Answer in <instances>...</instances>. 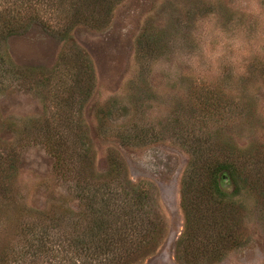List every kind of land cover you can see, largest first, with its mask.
I'll return each instance as SVG.
<instances>
[{
  "label": "rangeland",
  "instance_id": "1",
  "mask_svg": "<svg viewBox=\"0 0 264 264\" xmlns=\"http://www.w3.org/2000/svg\"><path fill=\"white\" fill-rule=\"evenodd\" d=\"M214 160L218 256L212 226L178 245L182 179ZM138 189L158 238L123 264H264V0H0L2 263L87 264Z\"/></svg>",
  "mask_w": 264,
  "mask_h": 264
},
{
  "label": "trees",
  "instance_id": "2",
  "mask_svg": "<svg viewBox=\"0 0 264 264\" xmlns=\"http://www.w3.org/2000/svg\"><path fill=\"white\" fill-rule=\"evenodd\" d=\"M234 168L233 162L220 160L204 161L201 166L194 161L189 164L181 183L186 229L184 237L178 242L180 247H191L190 244L194 239L191 237L192 232H197L207 225L215 228L216 235L211 236L213 240L207 242L203 247L206 252L218 256L228 248L227 239L232 237V228L226 227V231L223 230L224 211L228 205H226V193L221 189L218 180L219 175L224 172L229 173L232 178ZM201 171L204 174V182L201 187H198L197 184H200L201 180L196 179ZM195 194L199 196L197 202L192 200V196ZM129 197L126 202L122 200L118 214H116L117 211L107 210L108 213H113L111 214L113 215L112 219L108 220L110 225L105 228L100 224L105 229L104 233L98 236L94 242L81 248L80 255L84 254V251H91L92 259H89L87 264L91 261V264H123L125 258L141 257L154 247L158 238V219L153 216L146 202V199L149 200V195L146 190L138 189ZM131 200H133L132 203ZM206 207H213L216 210L215 213L209 212L208 214ZM192 248L198 250L194 241ZM2 262L3 260L0 258V264H3ZM4 264L10 263L4 259Z\"/></svg>",
  "mask_w": 264,
  "mask_h": 264
}]
</instances>
